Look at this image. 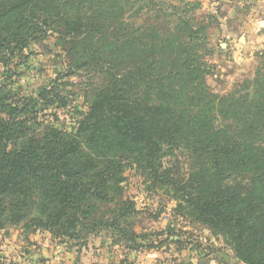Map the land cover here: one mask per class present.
Returning a JSON list of instances; mask_svg holds the SVG:
<instances>
[{
    "label": "rangeland",
    "instance_id": "obj_1",
    "mask_svg": "<svg viewBox=\"0 0 264 264\" xmlns=\"http://www.w3.org/2000/svg\"><path fill=\"white\" fill-rule=\"evenodd\" d=\"M116 1H32L27 26L18 28L15 9L6 10L15 0H0V102L29 100L25 113L11 121L16 137L7 151L26 149L52 128L74 133L100 90L153 56L165 60L168 69L185 63L199 75L197 83L217 96L253 89L256 75L264 77V42L249 37L244 24L250 11L243 0ZM127 26L151 28L142 33L162 38L170 33L175 46L170 39L164 49L139 46L125 33ZM183 84L190 87L186 80ZM0 119L9 117L0 113ZM118 159L123 181L108 188L110 201H83L75 229L6 226L0 245L17 234L58 254L73 250L77 264H244L228 237L181 200L180 188L192 171L185 149L164 150L156 177L136 155L123 153ZM249 179L239 174L230 185L243 189Z\"/></svg>",
    "mask_w": 264,
    "mask_h": 264
},
{
    "label": "trees",
    "instance_id": "obj_2",
    "mask_svg": "<svg viewBox=\"0 0 264 264\" xmlns=\"http://www.w3.org/2000/svg\"><path fill=\"white\" fill-rule=\"evenodd\" d=\"M32 1L37 0L5 5L15 9L18 28L27 26ZM146 30L151 32L127 26L125 33L139 46L164 49L169 39L175 46L170 33L162 38L160 33L144 35ZM183 64L168 69L165 60L153 56L125 70L99 91L74 133L52 128L21 151H7L6 145L16 137L12 119L29 100L0 102V113L9 117L0 119V230L20 224L24 229L60 224L75 229L83 201H110L108 188L123 181L119 154L138 156L156 177L164 150L185 149L192 171L180 188L181 200L228 237L244 264H264V77L256 75L253 89L217 96ZM239 174L250 177L243 189L230 185Z\"/></svg>",
    "mask_w": 264,
    "mask_h": 264
},
{
    "label": "crops",
    "instance_id": "obj_3",
    "mask_svg": "<svg viewBox=\"0 0 264 264\" xmlns=\"http://www.w3.org/2000/svg\"><path fill=\"white\" fill-rule=\"evenodd\" d=\"M250 11L244 24L251 33L254 43L264 42V0H243V6ZM10 234L0 245V264H77L76 253L64 249L58 254L55 248Z\"/></svg>",
    "mask_w": 264,
    "mask_h": 264
}]
</instances>
